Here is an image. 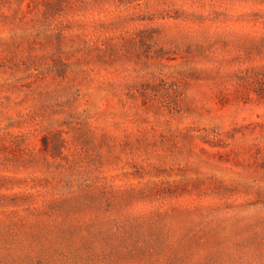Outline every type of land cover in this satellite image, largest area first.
<instances>
[{
    "label": "rangeland",
    "instance_id": "obj_1",
    "mask_svg": "<svg viewBox=\"0 0 264 264\" xmlns=\"http://www.w3.org/2000/svg\"><path fill=\"white\" fill-rule=\"evenodd\" d=\"M0 264H264V0H0Z\"/></svg>",
    "mask_w": 264,
    "mask_h": 264
}]
</instances>
